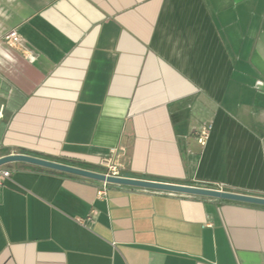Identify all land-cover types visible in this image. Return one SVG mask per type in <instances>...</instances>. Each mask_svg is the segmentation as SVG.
I'll list each match as a JSON object with an SVG mask.
<instances>
[{"label":"crops","instance_id":"crops-1","mask_svg":"<svg viewBox=\"0 0 264 264\" xmlns=\"http://www.w3.org/2000/svg\"><path fill=\"white\" fill-rule=\"evenodd\" d=\"M0 112V157L264 197V0H0ZM2 167L0 264H264V205Z\"/></svg>","mask_w":264,"mask_h":264},{"label":"water","instance_id":"water-1","mask_svg":"<svg viewBox=\"0 0 264 264\" xmlns=\"http://www.w3.org/2000/svg\"><path fill=\"white\" fill-rule=\"evenodd\" d=\"M15 161L27 162L38 166L55 169L58 171L67 172L70 174L79 175L102 182L126 184V185L138 186V187H144L150 189L188 193V194L216 197L227 200H235V201L264 205V197L262 196H255V195L244 194V193L223 190L218 188H211V187H202V186H194V185H186V184H178V183H170V182L154 181V180H146V179H138V178H128L120 175H110L104 172L94 171L91 169L82 168L75 165L63 163L60 161L46 159L25 153H11L1 156L0 167Z\"/></svg>","mask_w":264,"mask_h":264},{"label":"built area","instance_id":"built-area-1","mask_svg":"<svg viewBox=\"0 0 264 264\" xmlns=\"http://www.w3.org/2000/svg\"><path fill=\"white\" fill-rule=\"evenodd\" d=\"M3 39L7 43L15 46L21 42L22 36L16 29H12L4 34ZM207 138H208V132L207 130H203L201 132L200 141L202 143H205L207 141ZM112 153H114V150H112ZM102 163L106 167V170L104 173L110 174V175H119L120 173L119 167L117 164H115L112 161L111 157L108 156V157L103 158ZM11 176H12V171L10 169L0 167V184H2V182L5 179L11 178ZM108 184H109L108 182H103L102 186L98 189L99 196H104L107 194ZM218 189H222V188H218ZM170 194H174V193L172 192Z\"/></svg>","mask_w":264,"mask_h":264},{"label":"trees","instance_id":"trees-1","mask_svg":"<svg viewBox=\"0 0 264 264\" xmlns=\"http://www.w3.org/2000/svg\"><path fill=\"white\" fill-rule=\"evenodd\" d=\"M50 171L58 172V171H55V170H50ZM60 173H61V172H60Z\"/></svg>","mask_w":264,"mask_h":264}]
</instances>
